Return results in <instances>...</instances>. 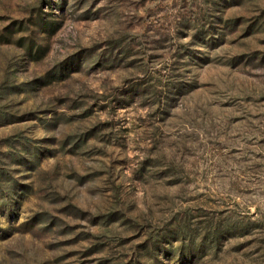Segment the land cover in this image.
I'll use <instances>...</instances> for the list:
<instances>
[{
    "label": "rangeland",
    "instance_id": "374dc122",
    "mask_svg": "<svg viewBox=\"0 0 264 264\" xmlns=\"http://www.w3.org/2000/svg\"><path fill=\"white\" fill-rule=\"evenodd\" d=\"M0 264H264V0H0Z\"/></svg>",
    "mask_w": 264,
    "mask_h": 264
}]
</instances>
